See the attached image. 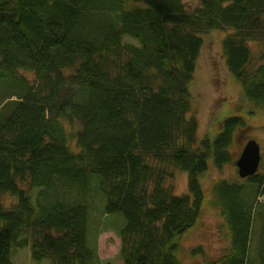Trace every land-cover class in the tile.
Returning a JSON list of instances; mask_svg holds the SVG:
<instances>
[{"label":"trees","instance_id":"obj_1","mask_svg":"<svg viewBox=\"0 0 264 264\" xmlns=\"http://www.w3.org/2000/svg\"><path fill=\"white\" fill-rule=\"evenodd\" d=\"M225 29L227 68L264 109V52L252 66L251 47L264 46V0H201L194 13L183 0H0V197L16 201L0 202V264L29 246L36 264H102L88 237L94 194L125 220L124 264H181L182 236L202 214L200 177L210 160L218 170L233 161L236 136L251 131L228 117L200 140L191 116L203 36ZM177 171L187 195L169 184ZM262 188L264 162L215 185L231 237L219 264H264Z\"/></svg>","mask_w":264,"mask_h":264},{"label":"rangeland","instance_id":"obj_2","mask_svg":"<svg viewBox=\"0 0 264 264\" xmlns=\"http://www.w3.org/2000/svg\"><path fill=\"white\" fill-rule=\"evenodd\" d=\"M200 2L201 0H183L188 13H194L199 8ZM231 33H233L231 29H225L203 36L204 46L191 84V116L198 120L200 140L207 137L215 139L221 130L220 122L228 117H241L251 128V131L239 133L236 136L231 150L233 161L226 164L222 170H218L213 160H210L209 171L200 177L205 196L202 214L197 225L182 236L181 250L178 252L181 264H219L221 258L227 254L231 243L230 231L220 205L217 204L214 187L222 180L230 183L244 181L238 175L236 162L250 139L259 143L264 157V109H257L246 98L241 85L229 72L223 57L222 43ZM126 41L135 44V41L130 39ZM251 47L253 51L252 66L256 67L260 64L259 58L264 52V46L253 43ZM19 76L25 77L32 85H36V77L33 73L20 71ZM2 93L3 90L0 86V94ZM67 128L69 132H72L78 128V125L71 126V128L67 125ZM262 162H264V158ZM173 185L177 196L187 195L188 174L177 171L174 175ZM98 196L100 195L95 196L94 194L90 201L91 227L88 237L91 236V245L97 248V254L102 264H124L120 257L121 241L118 232L124 226L125 220L120 215H106L103 211L105 200ZM0 202L11 207L16 201L9 195H3L0 197ZM263 207L264 190L262 188L254 202V214L260 212L263 215ZM259 226L261 228L262 223L256 224L255 243L252 248V257L255 259L258 258L257 251L260 244V236L256 237ZM196 248H201L202 253L192 255L191 251ZM13 261L16 264H36L32 261L31 246L14 249ZM42 264L48 263L43 262Z\"/></svg>","mask_w":264,"mask_h":264},{"label":"water","instance_id":"obj_3","mask_svg":"<svg viewBox=\"0 0 264 264\" xmlns=\"http://www.w3.org/2000/svg\"><path fill=\"white\" fill-rule=\"evenodd\" d=\"M261 164V148L255 141L251 140L245 146L236 166L241 179H248L255 176Z\"/></svg>","mask_w":264,"mask_h":264},{"label":"bare ground","instance_id":"obj_4","mask_svg":"<svg viewBox=\"0 0 264 264\" xmlns=\"http://www.w3.org/2000/svg\"><path fill=\"white\" fill-rule=\"evenodd\" d=\"M263 158H264V157L262 156V152H261V164L263 163V162H262V161H263ZM237 161H238V160H237ZM236 163H237V162H236ZM258 172H259V171H258ZM257 174H258V173H257ZM173 181H174V179H173L172 181H170L169 184H172V185H173Z\"/></svg>","mask_w":264,"mask_h":264}]
</instances>
